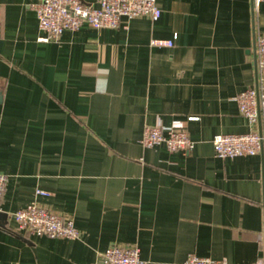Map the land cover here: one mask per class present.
Masks as SVG:
<instances>
[{
  "label": "crops",
  "instance_id": "obj_1",
  "mask_svg": "<svg viewBox=\"0 0 264 264\" xmlns=\"http://www.w3.org/2000/svg\"><path fill=\"white\" fill-rule=\"evenodd\" d=\"M38 3L0 0V264H94L133 245L148 264H264V157L221 159L213 144L259 130L237 98L257 86L264 2L157 0V20L85 23L49 43ZM177 123L189 154L140 144ZM33 204L73 218L79 237L20 231L13 215Z\"/></svg>",
  "mask_w": 264,
  "mask_h": 264
},
{
  "label": "built area",
  "instance_id": "obj_2",
  "mask_svg": "<svg viewBox=\"0 0 264 264\" xmlns=\"http://www.w3.org/2000/svg\"><path fill=\"white\" fill-rule=\"evenodd\" d=\"M264 0H253L256 11ZM39 27L44 32L41 42L58 41L65 31H78L87 23L94 29H117L122 19L129 21L150 17L157 20L161 10L157 0H97V7L83 0H40L35 6ZM257 86L242 92L237 102L241 114L251 126L259 124V130L246 134L216 135L215 152L221 159H234L262 154L264 157V35L256 37ZM171 40L153 39L152 47H172ZM189 120H197L191 117ZM140 144L146 149L164 145L170 152L190 153L194 148L187 129L182 124L165 128L161 125L146 127ZM8 177L0 174V206L6 192ZM38 195H47L38 191ZM14 219L20 231L52 239H77L80 235L71 217H63L33 204L16 211ZM94 264H148L140 258L137 245L111 247ZM183 264H227L225 259L190 255Z\"/></svg>",
  "mask_w": 264,
  "mask_h": 264
}]
</instances>
